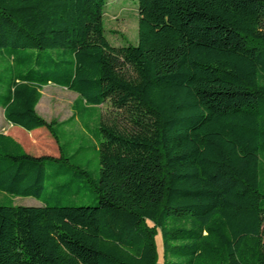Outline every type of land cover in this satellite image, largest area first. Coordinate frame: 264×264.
<instances>
[{
  "label": "trees",
  "instance_id": "obj_1",
  "mask_svg": "<svg viewBox=\"0 0 264 264\" xmlns=\"http://www.w3.org/2000/svg\"><path fill=\"white\" fill-rule=\"evenodd\" d=\"M105 4L0 0L2 116L58 150L0 130V264H264V0H137L118 46ZM50 83L77 94L63 121L37 113ZM74 118L89 146L60 142Z\"/></svg>",
  "mask_w": 264,
  "mask_h": 264
},
{
  "label": "rangeland",
  "instance_id": "obj_2",
  "mask_svg": "<svg viewBox=\"0 0 264 264\" xmlns=\"http://www.w3.org/2000/svg\"><path fill=\"white\" fill-rule=\"evenodd\" d=\"M137 21V0H106L104 7V30L108 41L112 45L136 44ZM76 96L77 94L74 91L50 83L44 86L41 91L40 100L36 105L37 113L46 121H63L71 116L73 111L72 102ZM98 110L104 117L113 116L114 114L108 102L100 105ZM86 119L90 127L96 125L95 121L89 118ZM0 130L8 131L7 133L15 136L20 141L23 149L29 154L58 155L57 145L53 137L44 127L35 129L34 133H29L18 126L9 125L2 116L1 108ZM64 131L65 133L60 137V142L66 141L70 138V133L75 132L77 136H83V133L86 135L84 136V145L89 146L91 144L89 132L81 127L77 118H74L72 122L63 127ZM83 152L84 154L80 153V156L81 158L83 157V160H88L90 177L95 179L97 177V158L95 157L94 150L88 147ZM91 194L93 193L86 190L82 193V196L78 195L68 198L66 203L76 205L85 204L91 201ZM11 200L14 205L38 206L43 204L41 199L39 200L34 197L15 196ZM1 201H7V199ZM156 241L160 245L161 237L159 234L156 236ZM158 249L160 250L159 246ZM158 264H160V261H158Z\"/></svg>",
  "mask_w": 264,
  "mask_h": 264
},
{
  "label": "crops",
  "instance_id": "obj_3",
  "mask_svg": "<svg viewBox=\"0 0 264 264\" xmlns=\"http://www.w3.org/2000/svg\"><path fill=\"white\" fill-rule=\"evenodd\" d=\"M1 126H3V125H1ZM19 132H21L20 130H18ZM8 132V131H7ZM6 131H4V133H6V134H9V135H11L10 133H7ZM29 133H34V130L33 131H31V132H29ZM16 141L18 140L15 136H13V135H11ZM18 142L20 143V141L18 140Z\"/></svg>",
  "mask_w": 264,
  "mask_h": 264
}]
</instances>
